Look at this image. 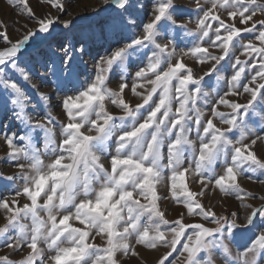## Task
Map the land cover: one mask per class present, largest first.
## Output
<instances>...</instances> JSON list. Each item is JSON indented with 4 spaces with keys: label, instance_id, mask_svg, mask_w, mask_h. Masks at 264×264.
Listing matches in <instances>:
<instances>
[{
    "label": "snow or ice",
    "instance_id": "6c2138e0",
    "mask_svg": "<svg viewBox=\"0 0 264 264\" xmlns=\"http://www.w3.org/2000/svg\"><path fill=\"white\" fill-rule=\"evenodd\" d=\"M8 3L26 22L13 38L0 20V113L15 122L0 124V139L16 169L0 173V249L26 255L0 264H145L140 248L159 253L154 264H264V195L241 183L264 185V0H193L194 29L176 0H101L87 23L68 0H44L39 14L29 0ZM101 41L84 83L83 57ZM186 58L207 71L195 75ZM213 75L226 87L214 97L203 86ZM58 92L63 120L45 110ZM209 193L240 207L218 213ZM169 199L184 208L177 218L162 210ZM253 228L234 255L229 245Z\"/></svg>",
    "mask_w": 264,
    "mask_h": 264
},
{
    "label": "rangeland",
    "instance_id": "374dc122",
    "mask_svg": "<svg viewBox=\"0 0 264 264\" xmlns=\"http://www.w3.org/2000/svg\"><path fill=\"white\" fill-rule=\"evenodd\" d=\"M176 2L183 6L186 15L181 17L180 19L187 21L189 17H191V23H189V28L194 29L195 28V13L193 12L194 3L193 0H176ZM29 4L33 7V9L39 14L41 11L46 9V4L44 3V0H29ZM101 6V0H68V6L67 10L72 14V16L80 18L83 17L84 20L83 23H87L89 18L94 17V10L98 9ZM62 18H67L62 17ZM257 18H264L260 17L258 14ZM0 20H2L5 24L9 25V31L13 38L19 35L18 32L15 31L16 28H19L21 25H23L26 22V17L21 14V9L13 4H9L8 0H0ZM18 22V23H17ZM43 35V34H41ZM245 42L248 39H252V36L249 34H244ZM258 43V42H257ZM103 42H99L94 46H91L90 52L88 55L83 57V63L80 65L81 69V75L80 80L84 83L90 82V78L95 75V67L96 62L99 58V55H104L106 52V47H102L101 45ZM183 47V45H181ZM34 48L37 50H44V45L41 44L39 41L34 45ZM98 53V54H97ZM239 51L237 52V55H239ZM244 59V57H241ZM186 62L193 68V72L195 75L199 76L202 75L205 71H207L208 66L207 65H200L193 60L186 58ZM137 70L136 66H133L131 62H129L126 73L129 76V83H131V75L134 74V72ZM121 69L114 68L112 73L109 76V83L108 86L110 88H113L114 90L117 89V85L120 81V74ZM223 74V73H222ZM34 83L39 84V80H34ZM205 91H208L210 96H215L214 89H223L226 90V87L223 85V82H220L218 84L215 75L212 77H206L205 81L203 83ZM47 87L41 88V91H46ZM29 95L33 98V103H36L38 101V97H36L35 92L31 89L28 90ZM70 94V93H69ZM64 95V93H50V100L48 101L46 105V111L51 113L52 116L56 117L58 120H63V111H62V100L61 97ZM125 98L129 100L133 105L139 102V98L133 97L131 93L126 89L125 90ZM246 95H242L239 100L241 103L245 102ZM108 109L112 111L115 114H120V110L116 108L114 105L108 104ZM221 110L226 111L227 109H224L223 107ZM0 124H12L15 125L14 121H9L4 119V114L0 113ZM13 130H19L16 127H13ZM57 138H59L58 135V129H57ZM37 147L41 148L43 151V142L39 140L37 142ZM7 147L3 143V140L0 139V173L4 174H12L16 171L13 162L8 158L7 156ZM166 151V149H165ZM259 154V152H258ZM45 161L47 162L50 157L44 156ZM105 166L108 167V161H104ZM221 169L218 166L217 171L219 172ZM256 176H259V173L256 174ZM3 183V182H0ZM242 186L247 188L249 191L255 190L258 195H264V192L261 191V188H264V185H259L258 183L254 181H249L246 178L241 179ZM190 187L193 188V190H197L196 186L190 182ZM161 195L164 194L163 186H161ZM0 194L8 195V192H3L0 190ZM210 198L205 199V203L209 204L214 207V209L219 213L223 212L224 214H228L230 212L237 211V209L240 207V202L237 201L234 197H224L220 193H209ZM21 203L26 202V199L21 197ZM162 210L165 211L167 218L174 219L177 218L178 214L184 212V208L180 205H177L174 201L171 199L165 200L161 202ZM242 211V208H241ZM257 221H259V217L257 218ZM6 223V217L3 213V210H0V226H4ZM23 223L27 225H31V220L26 219L23 221ZM258 229L253 228L251 231L244 233L242 235H239L235 242L229 245V247L232 249L233 254L236 255L239 251L242 250L243 245L247 244L249 242V238L252 237L253 233L256 232ZM96 243L103 246V242L97 238ZM139 251L141 252V259L145 262V264H154L157 256L159 253L152 251V250H145L143 248H140ZM163 249H161V252ZM0 255H8L10 259L14 261H19L23 258L24 255H26L25 252H13L12 250L7 249H0ZM121 264H137V260L132 257H123L121 260ZM216 264H223V260L221 257L217 255L216 257Z\"/></svg>",
    "mask_w": 264,
    "mask_h": 264
}]
</instances>
